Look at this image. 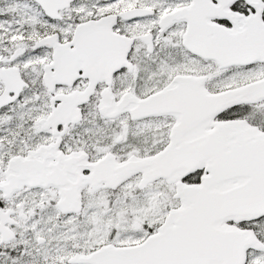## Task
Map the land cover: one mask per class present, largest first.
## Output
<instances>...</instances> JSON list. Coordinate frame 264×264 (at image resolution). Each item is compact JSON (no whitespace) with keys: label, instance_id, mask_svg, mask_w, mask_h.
Returning <instances> with one entry per match:
<instances>
[{"label":"flooded vegetation","instance_id":"af4514ba","mask_svg":"<svg viewBox=\"0 0 264 264\" xmlns=\"http://www.w3.org/2000/svg\"><path fill=\"white\" fill-rule=\"evenodd\" d=\"M7 2L0 1V97L12 102L0 107V264H90L100 248L130 245L108 221L139 195L131 182L142 173L116 187L92 183L98 175L133 157L221 152L242 135L264 136V98L255 91L258 99L241 101L239 90L264 80V0ZM143 110L154 114L141 117ZM146 126L158 136L149 147ZM206 168L198 162L158 179L168 198L158 201L147 236L165 227L175 248L210 243L202 220L197 229L194 220L169 221L191 200L205 205L210 194L178 185H200L211 175ZM223 180L236 185L240 175ZM100 226V234L85 232ZM220 226L252 231L259 243L245 264L264 263V214ZM214 237L226 245L221 233Z\"/></svg>","mask_w":264,"mask_h":264},{"label":"water","instance_id":"95a60500","mask_svg":"<svg viewBox=\"0 0 264 264\" xmlns=\"http://www.w3.org/2000/svg\"><path fill=\"white\" fill-rule=\"evenodd\" d=\"M50 10L57 12L58 8L52 7ZM80 32L82 29L78 27L77 33ZM244 57L245 55L240 59ZM256 87V83H253L242 90H251ZM6 103L8 100L0 99V106ZM242 136L239 140L240 143H236L237 146L221 152L166 151L139 162L131 160L116 167V173L119 174V176L115 175L117 177L116 184L139 171L143 172L142 184H145L161 175L170 178L174 171L190 169L198 162L205 163L208 167L206 169L211 171L209 177L204 176L200 185L192 187L178 185V188L179 192L208 193L210 194L209 199H203L205 205H197L200 199L191 200L192 208L186 205L184 209L170 216L169 221L185 218L187 222L191 223L194 220L193 223L197 229L196 219L202 220L206 225L203 228L204 233L207 225H211L210 243L202 241L199 245L200 250L197 245L193 248L192 244H188L189 246L185 247L188 251L184 255L185 257H180L185 248H175L171 244L170 230L164 227L159 234L157 232L150 235L140 244L102 248L99 254L103 258L100 260L99 257H96L98 262L95 261V264H244L248 247H256L259 242L252 232L241 231L240 233V230L234 229L237 234V242H235V237L231 233L234 230L222 229L220 226V221H223L224 218L250 220L264 214V136L257 135V137H246V139ZM184 167L186 169H183ZM231 170L240 175L238 185L226 184V181L223 180V178L231 177ZM104 179L108 181L103 177L98 182ZM218 180L223 181L217 182ZM8 187L16 189L19 186L8 184ZM220 228L221 231H219ZM173 232L175 233V230ZM218 233L223 235L226 241L225 246L216 241L218 237L215 238L214 234ZM167 243L170 246H167ZM99 254L98 256H100Z\"/></svg>","mask_w":264,"mask_h":264},{"label":"rangeland","instance_id":"374dc122","mask_svg":"<svg viewBox=\"0 0 264 264\" xmlns=\"http://www.w3.org/2000/svg\"><path fill=\"white\" fill-rule=\"evenodd\" d=\"M1 1V0H0ZM5 1L8 5L7 0ZM0 24L2 22L0 21ZM253 72H248L247 76L253 75ZM30 75V74H29ZM243 76H246L244 73ZM17 108V112H23L21 108L16 105L14 109ZM35 111V110H34ZM27 111L24 110L23 113H26ZM147 127V126H146ZM146 132V141L149 143L150 141L155 137V139H158V136L156 135V132L153 130V127L148 126L145 130ZM129 133L138 134L135 130V128H129ZM156 146V145H155ZM153 146L152 148H154ZM151 148V149H152ZM149 149V148H148ZM140 182V178L136 177L131 183L135 186L136 189H132L131 193L139 192V195L132 198L129 202V204H123L120 202V208H124L125 211L120 213V217L114 216L109 219L108 223H112V226H116L120 229V231L115 234V238L122 242H141L144 240L149 233L147 229L149 226L154 225L155 222L158 221V201H161L163 205L166 204V199L168 196L164 195V190H167L168 187H166L162 183L156 182H150L148 185L144 187H138V183ZM130 183V186H132ZM129 186V187H130ZM174 189L170 191L173 192ZM127 211V212H126ZM129 214V216H126ZM122 229L124 231H122ZM104 230V226H100V230H95L89 228L85 232H95L100 234V231ZM111 230V229H110ZM249 264H253V262Z\"/></svg>","mask_w":264,"mask_h":264},{"label":"bare ground","instance_id":"6f19581e","mask_svg":"<svg viewBox=\"0 0 264 264\" xmlns=\"http://www.w3.org/2000/svg\"><path fill=\"white\" fill-rule=\"evenodd\" d=\"M235 175H239V174L234 172L233 170H231V177H234ZM236 185H238V184H236Z\"/></svg>","mask_w":264,"mask_h":264}]
</instances>
